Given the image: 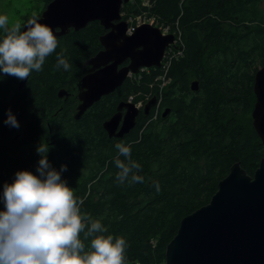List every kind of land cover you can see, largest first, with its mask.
I'll return each mask as SVG.
<instances>
[{
  "label": "trees",
  "instance_id": "obj_1",
  "mask_svg": "<svg viewBox=\"0 0 264 264\" xmlns=\"http://www.w3.org/2000/svg\"><path fill=\"white\" fill-rule=\"evenodd\" d=\"M48 1L42 0L43 7ZM261 1L123 3L119 11L126 24L144 18L173 33L177 48L166 53L159 67L132 73L79 119L72 116L76 97H59L58 90H72L84 74L83 63L102 48L98 37L104 29L97 21L56 36L58 47L21 89L17 78L0 76V211L5 181L12 183L19 171L39 175L37 148L46 143L51 168L59 172L66 166L61 179L83 200L81 212L99 219L107 229L104 235L127 241L126 264H164L181 216L207 203L232 164L250 176L264 159V143L251 118L247 123L242 119L251 113L254 75L264 63ZM58 56L69 63L67 71L57 69ZM193 80L197 90L190 88ZM163 81L167 84L161 87ZM153 96L160 107L140 113L121 138L107 135L102 123L119 100L130 97L138 104ZM164 106L169 108L165 118ZM9 112L18 128L5 123ZM17 132L22 133L15 138ZM120 143L131 146L142 183L116 180L115 160L126 162L116 148ZM84 242L87 249L90 240Z\"/></svg>",
  "mask_w": 264,
  "mask_h": 264
},
{
  "label": "water",
  "instance_id": "obj_2",
  "mask_svg": "<svg viewBox=\"0 0 264 264\" xmlns=\"http://www.w3.org/2000/svg\"><path fill=\"white\" fill-rule=\"evenodd\" d=\"M129 1L50 0L39 14L38 22L49 26L56 36L95 20L108 29L98 37L102 48L83 63L85 73L73 87L79 100L74 119L113 92L127 76L159 67L166 49L176 46L173 33H164L148 22L128 34L119 10ZM21 28L23 31L24 26ZM256 70L250 121L264 143V63ZM25 81H19V89ZM196 84L193 80L190 88L197 90ZM65 94L66 90H58L59 97ZM154 101V96L148 99L141 113L148 114ZM139 110L133 102H120L102 127L109 137L121 138L135 124ZM216 186L205 205L181 216L176 234L166 245L164 264H264V159L250 176L238 163L232 164Z\"/></svg>",
  "mask_w": 264,
  "mask_h": 264
},
{
  "label": "clouds",
  "instance_id": "obj_3",
  "mask_svg": "<svg viewBox=\"0 0 264 264\" xmlns=\"http://www.w3.org/2000/svg\"><path fill=\"white\" fill-rule=\"evenodd\" d=\"M38 20L33 15L22 31L19 22L9 27L8 16L0 15V29L5 32L0 39V73L27 80L33 71H42L46 58L58 47V39ZM56 67L67 71L70 65L58 56ZM5 123L19 127L11 112ZM116 148L126 160H115L118 183H142L143 176L137 174L141 165L131 159V146L120 143ZM48 151L46 143L37 148L39 175L19 171L11 184L3 186L0 264H126L127 241L104 235L107 229L101 221L81 212L83 200L61 179L66 166L59 172L52 169ZM155 187L159 191V185ZM86 240H90L87 249Z\"/></svg>",
  "mask_w": 264,
  "mask_h": 264
},
{
  "label": "rangeland",
  "instance_id": "obj_4",
  "mask_svg": "<svg viewBox=\"0 0 264 264\" xmlns=\"http://www.w3.org/2000/svg\"><path fill=\"white\" fill-rule=\"evenodd\" d=\"M22 0H13L11 2H9V0H0V15H7L9 18V27H11L13 24H15L16 22H19L20 18L24 15V14H39V12L41 11L42 7H43V2L42 0H30L28 2H26V0H24V2H20ZM259 8H264V1H261L260 4L258 5ZM149 23V21H146ZM164 33H167L165 31H163ZM167 81H163L162 84L160 85L161 87L163 85H166ZM164 87V86H163ZM251 118V113L246 114L242 117V119H244V122L247 123L248 118ZM10 154H8L9 156ZM7 182V184H11L10 181H5Z\"/></svg>",
  "mask_w": 264,
  "mask_h": 264
},
{
  "label": "flooded vegetation",
  "instance_id": "obj_5",
  "mask_svg": "<svg viewBox=\"0 0 264 264\" xmlns=\"http://www.w3.org/2000/svg\"><path fill=\"white\" fill-rule=\"evenodd\" d=\"M3 1V0H2ZM11 1H13V0H9V2H11ZM30 0H26V2H28V3H30L29 2ZM21 3L22 2H24V0H22V1H20ZM46 5V4H45ZM45 5H44V7H42V9H41V11L39 12V14L44 10V8H45ZM38 13L37 14H33V15H36V17H39L40 15H39ZM29 19H31L30 18V15L29 14H24L21 18H20V20H19V23L21 24V27H23L26 23H27V21L29 20ZM96 21V20H95ZM91 22V21H90ZM98 22V21H97ZM99 23V22H98ZM100 24V23H99ZM128 25V24H127ZM84 28V27H83ZM104 29V28H103ZM21 30H22V28H21ZM0 31H2L3 32V34H5V32H4V30L3 29H0ZM71 31H76V30H74L73 28H70L66 33H69V32H71ZM108 31V29H104V32L103 33H105V32H107ZM66 33H64V34H66ZM1 35H2V33H0ZM64 34H62V35H64ZM58 36H61V35H58ZM128 62L127 61H124V63L123 64H127ZM85 73V72H84ZM2 75H4L3 73H0V76H2ZM82 76V75H81ZM80 76V77H81ZM127 77H129V76H127ZM126 77V78H127ZM20 81V80H19ZM26 82V81H25ZM192 82V81H191ZM19 83V82H18ZM19 89V88H18ZM192 90V89H191ZM71 97V99H72V97H76V104H77V102H79V100H78V97H77V91H74L73 89L72 90H70V91H68V90H66V94L65 95H63V96H61V97ZM154 98H155V101H154V104L151 106V108H150V110L155 106L156 108H158V107H160V99H156V97L154 96ZM120 102H123V103H125V102H132V99H130V97L127 99V100H119V102H118V104L120 103ZM255 102V101H254ZM145 103H146V100H141L136 106H138L139 107V112H138V114H137V116H136V118H135V124H136V119H137V117L139 116V114L142 112L141 110H142V107H143V105H145ZM75 104V105H76ZM74 105V106H75ZM61 108L63 107V106H60ZM117 107V106H116ZM165 108L163 109V111H161V116L163 117V118H165V117H167L168 116V111H169V108L167 107V106H164ZM157 111H158V109H157ZM115 112H116V110H115ZM124 112H126V108H123L122 110H121V114L123 115L124 114ZM149 112V111H148ZM30 116V115H29ZM133 126H134V124H133ZM118 128H119V126H118ZM22 132H23V130H22ZM22 132H17V134H16V137L15 138H17V136H19Z\"/></svg>",
  "mask_w": 264,
  "mask_h": 264
},
{
  "label": "built area",
  "instance_id": "obj_6",
  "mask_svg": "<svg viewBox=\"0 0 264 264\" xmlns=\"http://www.w3.org/2000/svg\"><path fill=\"white\" fill-rule=\"evenodd\" d=\"M144 22H146V19L141 18V17H137L134 22H132L130 25H128L127 33L128 34L132 33L136 26H138V25H140L141 23H144ZM165 32H167V31H165ZM171 50H172V47H168V49H166L163 59L166 57V53L170 52Z\"/></svg>",
  "mask_w": 264,
  "mask_h": 264
}]
</instances>
